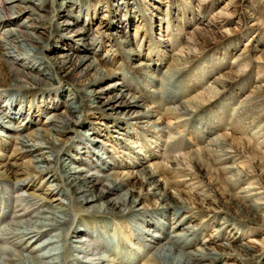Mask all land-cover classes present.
<instances>
[{"label":"bare ground","instance_id":"bare-ground-1","mask_svg":"<svg viewBox=\"0 0 264 264\" xmlns=\"http://www.w3.org/2000/svg\"><path fill=\"white\" fill-rule=\"evenodd\" d=\"M115 1L116 4L111 3V0H40L39 3L34 0H0V69L6 68L9 84L13 86L5 87L0 84V130L9 131L8 134L0 133V148L10 146L8 155L0 152V187L3 190L8 189L11 194L2 197L0 207L10 201L9 197L14 199L16 204L13 205L11 218L0 226V264H86L83 259L87 258L88 251L92 249L97 252L98 247L94 249L93 244L87 243V237L77 236L84 232L90 234L91 239L97 236L98 242L102 244L100 247L105 245L108 250V255L95 253L98 260L108 264H122L124 261L125 264L127 257L122 252L121 242H118L113 233L115 230L110 231L111 227L109 228L113 226L110 224L111 219L103 217L105 214L116 215L115 213L132 214L133 217L141 218L140 222L144 223V233L140 235L143 244L148 243L145 249L151 252L150 258L144 264H218L221 256L225 255L243 264H259L264 260L262 237L250 240L247 245H233L232 242L244 236L245 229L247 233L255 235H262L260 233L264 232V158L261 161L260 174L251 182L253 176L246 172V162L243 161L245 157L242 154L249 157V153H257L256 148L251 140H244L233 134H241L246 126H251L246 123L247 119L263 120L264 93L254 96L253 91L246 95L244 102L234 109L237 117L223 121L231 129V133L209 138L196 151L199 158L194 154L188 156L187 153H180L179 144L182 142L177 140L170 146L174 154L168 157V161L175 165L171 169H163L156 163L146 165L143 157L133 153L127 155L135 161V169L106 171V167L115 166V161L105 146L110 147V152L114 155L119 154L118 149L125 150L127 143H130L127 139L130 131L124 127L125 122H117L116 119L139 121L144 127L156 129L157 134L167 133V129L173 125L181 127L180 125L191 123L199 111L214 103L217 96L216 92L208 89L185 99L182 90L187 85L184 81L190 82V79L186 70L176 68L181 61L178 54L173 57L170 69L157 77L155 73L146 74L151 62L142 60L140 49L127 48L124 54L128 56L130 66L140 69L139 73L145 74L146 81H151L152 85L156 84L155 88L146 90L151 99L157 100L161 95L163 97L160 101L173 105L162 108L159 100L145 104L143 95H133L132 91L135 89L121 77L123 71L106 69V61L102 62L101 58L95 57V51L103 45L99 40L102 36H113L115 41L120 35L107 32L116 28L118 34L125 33L126 24L131 19L134 20L135 8L132 1ZM228 3L226 9L231 8L236 13L241 2L232 0ZM98 11L120 16V19L105 23L99 28L97 36L89 38L87 33ZM52 13H55L59 20H63L54 25L55 32H63L61 37L76 43L77 52L81 55L74 58L59 49V60L56 61V58L49 64L42 56V49L46 48L47 44L53 45V42H57L51 37V26L47 27ZM22 15L26 16L12 27L14 21ZM229 16L228 12L221 11L215 22L210 25L219 30L218 33L229 32L227 21L225 22ZM193 39V36H190L185 42V47L177 51L179 54L184 51L183 56L187 63L195 60L194 52L207 48L205 43H199L202 39L197 42ZM126 42L125 39L120 40L121 44ZM248 55V49L243 50L237 54V59L240 58L243 62L249 58ZM152 62L155 64V61ZM153 71L156 72L157 68ZM57 73L68 78L76 77L77 80L62 87V93L69 94L66 102L60 104L62 110L50 112L37 124L39 117L48 110V105H56L57 96L42 97L44 94L41 93L54 88L56 78L53 75ZM89 73L93 74L92 80L78 82V79ZM239 78L241 74L230 69L215 79L213 84L223 90L232 86ZM103 81L113 82L97 89ZM262 88L264 87L260 86V91ZM109 93H113L112 97L106 98ZM128 111L133 113L126 117L125 113ZM164 117L169 120L165 122ZM91 118L94 120L89 121ZM16 119H22L17 126L14 125ZM95 119H108L110 124H102ZM75 123H79V128H82L81 145L95 149L79 148L83 151H77L72 147L73 151L68 149L60 155L69 140L67 135L70 128ZM98 125H102L104 129L100 130ZM108 132L112 134L108 135ZM182 132H185V128ZM101 137L109 139L111 144L103 142ZM175 138L180 139V134H176ZM87 153L91 158L102 160L100 163L108 164L105 167L100 165L104 173L95 175L93 170L96 167H85L83 161L87 159ZM21 158L24 160L17 162ZM179 164L182 166H178ZM199 171L202 176V172L205 173V181L199 180ZM183 177L189 179H182ZM38 178L40 180L37 182ZM99 179L106 182V187L97 191ZM132 180H139L143 185L153 183V192L147 195L156 198L158 204L152 210L155 213L149 218L142 203V198L143 201L145 199L143 194L138 191L135 195L133 186L125 188ZM245 181L247 187L237 189L238 185ZM170 187L174 190L171 195L168 192ZM63 189H66L67 194L62 192ZM195 189L205 191L207 196L203 199H209L220 209L216 210L209 205L203 207L194 196ZM107 197L109 199L104 200ZM232 202L247 209L246 216L233 212L229 208ZM74 204L84 211L93 210L92 214L103 216L93 220L85 218V215L75 222L74 216L77 212L74 210ZM203 211L221 216L219 227L213 232L217 236H227L228 243H220L219 250L203 244L193 248L186 243L190 235L203 229L190 223L183 225V222L195 218ZM69 226H74L70 237L66 231ZM150 228L153 229L151 233L148 232L152 230ZM239 231L242 232L241 235L238 234ZM98 233L102 235L103 240ZM44 235L46 237L38 244L33 243L34 239ZM107 239L117 240L114 243ZM67 247H70L72 252H69Z\"/></svg>","mask_w":264,"mask_h":264},{"label":"rangeland","instance_id":"rangeland-1","mask_svg":"<svg viewBox=\"0 0 264 264\" xmlns=\"http://www.w3.org/2000/svg\"><path fill=\"white\" fill-rule=\"evenodd\" d=\"M39 1L40 0H34L35 3H39ZM131 1L133 3V8H135V14L134 20L131 19V21L126 24L127 31L125 33L118 34L116 28H111L107 33H114L117 36L120 35V38H117V40L114 41L113 39L115 37L113 36H102L99 39L103 43V45L95 51V57L97 59L101 58L102 62L106 61L104 63L105 68L112 70H122L123 73L121 77L123 76V78L127 80V84H130L131 87L135 89L132 91V94L143 95L145 104H151L153 102H157L158 100L160 101V98H162L163 96L160 95L157 100L156 98L151 99L150 94L148 95L146 90L155 88L154 86L156 84L152 85L151 81H146V77L144 76L145 74L139 73L140 69L130 66V61L128 62V56L124 54V50L127 48L134 50L140 49L141 56H143L142 60L146 63L151 62V67L148 68L149 72L146 74L152 75L155 73L157 77L170 69L169 66L173 60V57L175 58L178 54V56H180L181 58V61L180 65L179 63L176 65V68H178L177 70H186L187 73H189L190 79V82L186 80L184 81V84L187 85L182 90L185 99L194 94H197L198 92L208 91V89H210V91L213 90V92H216L217 94L215 100L213 101L214 103L211 106H208L207 108L199 111L195 115V118L191 123L184 125L185 127L182 125H180L181 127L173 125L169 129H167V133L160 132L157 134L156 129L144 127L141 123H139V121L135 122L134 120H130L129 122L128 120L125 121L122 118L116 119L117 122H125L124 127L128 131H130L129 135H127V139H129L130 143H127V145L125 146V150L117 148L120 152L119 154L114 155L110 152L111 148L105 146L106 150H109L108 152L111 157L113 156L112 160L115 161V166L106 167V171L110 169L115 171L135 169V161L133 162V160H131V157H128V155H133V153L139 154L138 156L143 157L146 165L156 163L161 168L168 170L175 166L174 163L168 161V157L174 154L170 146L175 144L177 140L182 142L181 144H179L181 148L180 153H187L188 156H192L194 154L197 156V158H199V155L196 151L198 150L199 146L204 145V142H206L209 138L224 133H231V129L226 126L223 121H227L230 118L237 117L238 114L234 109L238 107V104L244 102V97L246 95H249V93L253 91L254 96H260V94L262 95L264 93V88H262L260 91V86L264 87V0H239L241 3L237 8L236 13H234L231 8L226 9L229 4L228 2H231L232 0H206V2L204 3V0ZM111 3L116 4V1L111 0ZM103 10H105L104 6ZM221 11H225L226 13L228 12V14L231 16H229V18L225 20V22L227 21L226 27L229 28V32L224 31V33H218L220 31L215 29L214 26L210 25L215 22V18ZM25 16L26 15L19 16L14 21L12 27H14V24L20 23V21ZM50 17L51 21H49V25L47 24V27L51 26V37L57 42H53V45L52 43L47 44V47H44L42 49V56L45 58V61L49 64H51L56 58V61H58L59 58L57 57V55L60 53L59 49H62V52L69 53L71 57L74 58L78 55H81L80 52H77L78 45H76V43L70 42V40H68V38L66 37H61L60 34L63 32H55L54 25H56L58 21L63 20H59L55 13H52ZM116 19H120V16H116L113 14L109 15L106 11H98L95 14V17L92 19L90 31L87 33L89 35L88 37L90 38L93 36H97V32H99V28L101 26L111 21L116 22ZM82 24L83 23L81 22V25ZM190 36H193L194 42L202 39V41L199 43H205V46H207V48L204 51L201 50L198 52H194V54L196 53L195 60L187 63V60L184 59L183 56V54L185 55L184 51L182 53L180 52L182 56L177 51L185 47V42H187V39ZM0 37H2L1 32ZM122 39H125V41H127L126 44L120 43V40ZM246 49H248L249 51V60L246 59L242 62V60L240 61V58L237 59V54H240L243 50ZM152 60L155 61V64H158L157 67L155 66V64H153ZM126 62H128V65H126ZM1 68L0 84L2 83V86L5 87H13L11 84H9V75L6 72V68ZM156 68L157 71H153V69ZM230 69H232L234 72L240 73L241 78H239L237 82L233 83L232 86H229L223 90L219 86H214L215 84H213V81L220 75L230 71ZM92 75V73H89L87 76L78 79V82L90 81L92 80ZM53 76L56 78L54 88H50L46 90L45 93L41 94H44L42 95V97L45 95L51 97L57 96L55 100L56 105H51L50 103L47 108L48 110L46 111V113H44V115L39 117V122L37 124H40V122L43 121L44 116L48 115L50 112L52 113L53 111L57 112L59 110H62L60 104L66 102L65 100L69 95L67 93H62V87L64 85L69 86L71 82L77 80L76 77L68 78L59 75L58 73L54 74ZM111 82L103 81L97 87V89L106 87V85ZM181 83L183 82H180V84ZM93 89L96 90V88ZM7 91L10 92L11 90ZM60 92L61 94H58ZM112 95L113 93H109L106 98L112 97ZM160 104L162 108L173 105V103L169 105V102L167 103L165 101H160ZM132 113L133 112L128 111L127 113H125L126 117L131 116ZM91 120L93 121L94 119H89V121ZM168 120L166 117H164L165 122H167ZM20 121H22V119H16V123L14 125H19ZM95 121H99L102 124H110L108 119H95ZM245 121L246 123H250L251 126L248 128L246 126V129L241 134L235 133L233 135L240 136L244 140H251L253 147L256 148L257 153H249V157L242 154L245 157L243 161L246 162L244 164L246 168L245 170L246 172H248V174H250V176H253L250 180L251 182H253V178H256V176L260 174V165L262 159L264 158V118L263 120L251 118ZM129 123L133 124L131 125ZM98 128H100V130L104 129L102 125H98ZM184 128L185 132H182ZM80 131H82V128H79V123H75L74 126L70 128V131L67 135V137H69V140L66 146H64L63 150L60 152V155L64 154V151L68 149L70 151H73L72 147L77 151H83V149L79 150V148H85L86 150L87 148H90L85 145H81L82 136L80 134ZM203 131H205L204 134L202 133ZM0 133L2 135L6 133L8 134L9 131L7 130L6 132H4L3 130H0ZM178 133L180 134V139L175 138L176 134ZM109 134L112 133L108 132V135ZM100 139L102 141L104 140L103 142H106V144H111L109 139H103V137H101ZM3 148L4 149L0 148V152L2 154L8 155L10 153V146H4ZM93 149L95 148H92V150ZM121 152L122 154H120ZM88 155L89 154L87 153V159H84L83 161L85 167L87 169L96 167L95 170H93L94 172H96L95 175H98L97 173H104L103 167H100V165H104L105 167V165L108 166V164L106 162L100 163L102 160H99L97 157L91 158V156ZM24 159L26 160L27 157ZM24 159L21 158L17 162H21ZM11 162H13V160ZM90 163L93 164L91 165ZM178 166L182 165L179 164ZM202 173L203 176L201 174V171H199V180L205 181V179H207L206 175L204 172ZM185 178L189 179V177H183L182 179ZM39 180L40 179L38 178L36 181L38 182ZM105 184L106 182L104 180H100L96 185L97 191L104 189L106 187ZM44 185L45 183L43 184L42 188H44ZM247 185L248 184L246 181L242 182L238 185L237 189L240 187H247ZM35 186L33 188H35ZM131 186L135 188V195L136 193H138V191L139 193L143 194L145 199L143 201L142 198V203L146 207L145 211L149 214L147 217L149 218L155 213L152 210L158 204L156 198H154L152 195H147L149 192H153V190L151 189L153 183L143 185L139 180H132V182L125 188H130ZM63 190L64 191L62 192L67 194L66 189ZM173 191L174 190L171 187L168 189L170 195L173 193ZM193 192L194 196H196L197 200L199 199L203 207L209 205L216 210L220 209L214 203L209 201V199H203V197L207 196V193H205V191L202 192V190L200 189H195ZM10 195L11 194L8 189L3 190V188L0 187V200L2 199V197ZM107 199L109 198L107 197L104 200ZM9 200V202L3 203V207H0V226L11 218L12 211L14 209L13 207L16 205L14 203L15 201H13L14 199L12 200V198L9 197ZM229 208L233 212L240 213V215L244 216H246L248 212L247 209H244L242 206L236 204L235 202H232L229 205ZM74 210H76L77 212L74 216L75 222L76 220H78V218H83L85 215V218L93 220L100 219V217L103 216L100 214H92L93 210L84 211L83 209H80V206L75 204ZM115 214L116 215L105 214L103 217L111 219L110 224L112 223L113 226H109V228L111 227L110 231L115 230V232L113 233L118 238V242H121L120 245L122 247V252H124L127 257V259H125V264H144L151 256L150 250L145 249L148 243L143 244V238L140 235L144 233V230H142V225L144 223L140 222L141 218L135 216L133 217L132 214ZM220 218V214H212V212L210 213L207 211H203L195 218H191L187 222H183V225H185L186 223H190L194 226L197 225V228L203 229L200 232L193 234L192 236L190 235L187 238L186 243H189V246H192L193 248L202 246L203 244L207 247L219 250L220 248L218 247V245L220 243H228V239L226 238L227 236H217L216 233L213 232L216 228L219 227V222L221 220ZM73 230L74 226H72V228L70 226L67 227L66 231L67 233H69V237L72 235ZM151 231H153V229L149 230L148 232L151 233ZM160 233L162 232L160 231ZM107 234H109V232ZM238 234L241 235L242 232L239 231ZM260 234L262 235L247 233V229H245V235L232 242V244L236 245L238 243H244L245 245H247L249 244L250 240L254 241L258 239L259 236L264 239V232ZM86 235H88V233L85 232L77 234L78 237H87V243L93 244L92 247L94 249L98 247V251L96 252L92 249L88 251V256L87 258L83 259V262L86 264H108L107 262L98 260V255L96 256L95 254L103 253L105 255H108L106 254L108 253V250H106L105 245L103 248L100 247V245L102 244L98 242L97 236H93L91 239L90 234L88 236ZM97 235L101 236V239L103 240V237L102 235H100V233H98ZM45 237L46 235H44L43 237H39L37 240L34 239L33 243L38 244L40 240ZM115 240L117 239H107V241L109 242L116 243ZM256 245L257 244H255V246ZM67 248L69 252L72 250L70 249V247ZM234 260L235 258L225 255L221 256L218 264H232L236 262L243 264V262ZM122 264H124V261H122ZM259 264H264V260Z\"/></svg>","mask_w":264,"mask_h":264}]
</instances>
